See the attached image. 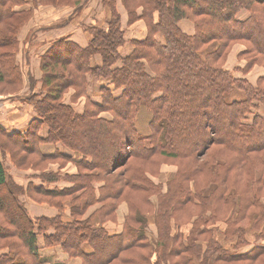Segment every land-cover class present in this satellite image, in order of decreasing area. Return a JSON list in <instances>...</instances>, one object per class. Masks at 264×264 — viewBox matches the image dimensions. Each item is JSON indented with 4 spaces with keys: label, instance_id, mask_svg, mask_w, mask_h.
<instances>
[{
    "label": "trees",
    "instance_id": "16d2710c",
    "mask_svg": "<svg viewBox=\"0 0 264 264\" xmlns=\"http://www.w3.org/2000/svg\"><path fill=\"white\" fill-rule=\"evenodd\" d=\"M25 2L0 0V91L9 92L6 99L22 98L18 37L33 11L14 8ZM88 2L34 4L80 12ZM120 2L129 23L144 21L146 38L134 40L131 53L122 55L126 40L117 0H102L106 15L99 12L95 23L85 25L86 47L65 36L42 55L41 87L32 92L30 78L26 98L35 111L27 130L9 134L0 127V151L17 169L40 171L47 184L62 178L73 184L62 190L29 185L26 192L0 159V264H43L41 234L45 245L61 246L80 264H264V245L235 252L264 239V76L254 85L225 67L240 44L243 72L264 68V0ZM243 12L247 16L240 19ZM183 20L193 23V34L182 31ZM95 55L100 66L91 63ZM88 75L106 82L99 102L87 93ZM235 90L244 98L229 100ZM81 97L86 100L79 113L72 103ZM43 125L46 139L39 134ZM41 142L61 143L72 154L46 157L39 152ZM57 159L73 162L78 173L62 177L37 166ZM163 164L177 171L167 178ZM24 193L59 213L33 217ZM122 202L128 205L123 231L110 236L103 224L116 220ZM95 204L97 210L86 216ZM150 213L154 241L147 235ZM86 245L92 251L85 252Z\"/></svg>",
    "mask_w": 264,
    "mask_h": 264
},
{
    "label": "crops",
    "instance_id": "0c3cea01",
    "mask_svg": "<svg viewBox=\"0 0 264 264\" xmlns=\"http://www.w3.org/2000/svg\"><path fill=\"white\" fill-rule=\"evenodd\" d=\"M34 1L36 0H26L27 3L22 4L20 6H16L14 8L17 12L22 11H33V15L29 19V22L23 27L19 34V42H20V50L17 55V62L21 67L24 79V87L20 93L22 98H16L9 100L4 108H0V127L5 129L9 134H15L18 132H25L28 128L29 123L35 117V111L31 105L26 101L27 96L31 93L30 89V78L34 81V88L32 92H37L40 87V79L42 78V70H41V57L42 55L50 48L51 43L61 37L69 36V39L75 43H77L81 47H86L89 44V36L85 31V25H89L91 23H95L96 19H98V13L102 12L103 15H106L104 9L102 7V0H89V2L85 5L84 9L80 12H77L74 8L67 7V6H49V5H42L37 6L34 5ZM120 3V0H117V6ZM95 4V5H94ZM118 10V8H117ZM119 12V11H118ZM120 13V12H119ZM121 16V15H120ZM143 20H137L134 23L129 25V30L133 33H136L139 29H144L147 31L146 25ZM180 27L182 31L187 34L194 33V27L192 23L183 20L180 22ZM43 28L48 30V32L43 31ZM123 29V28H122ZM49 35L48 39L47 36ZM46 38V39H44ZM146 38L141 37L135 40H142ZM126 39V38H125ZM134 41V40H133ZM134 48V47H133ZM133 48H129L128 45L125 43L123 48L121 49V54L126 56L131 53ZM244 46L242 45H235L231 52L228 55L227 62L225 67L231 71L236 65H240V68H244L246 65L245 60H239L238 55L240 52L244 50ZM240 62V63H238ZM91 63L93 66H100L102 64V59L99 55H95L91 59ZM24 65V67H23ZM264 76V68L255 66L251 71L247 74V76H242L241 74L234 75L236 78H245L250 83L256 84L259 77ZM106 85V82L98 77L88 75V86H87V93L88 95L94 100L99 102L100 101V94L101 88ZM73 90H70L66 93L64 100L66 103L70 102V97L73 94ZM85 98L81 97L77 102L72 103L73 108L77 112H82L84 109ZM240 100V99H238ZM260 113L264 115V110L261 108ZM40 136L42 139L47 138L48 129L47 126L43 125L40 129ZM45 141V140H43ZM39 152L46 156L52 157L55 154H63L69 155L72 154L71 151L63 146L61 143H47L41 142L38 145ZM0 159L3 161L5 169L9 175H11L19 184L22 185L23 188L26 189L29 185L34 186L35 188L45 187L47 183L43 182L38 175L40 171H35L31 168L27 170H19L17 169L8 153L6 155H2L0 151ZM50 166H56V164H51ZM177 171L174 170L172 173L175 174ZM47 173L50 172V169L46 171ZM53 173H63V176L73 175L78 173V168L76 164L73 162H69L65 167H60V169L54 170ZM163 170H161V174L164 175ZM168 175V174H167ZM165 176V175H164ZM171 176V175H170ZM168 176V177H170ZM167 177V178H168ZM154 180V178H153ZM158 183V180L155 181ZM56 186L53 188H47L46 190L50 189H69L73 186V184L68 180V182L58 184L53 183ZM98 187V184H96ZM97 190V196H98ZM155 201V200H154ZM23 202L28 210V212L34 216H45V217H54L56 216L59 211L57 208L50 206L46 202H40L31 197L28 193H24ZM65 209L63 211V215L65 218H69L71 214V205L69 203L64 204ZM94 205L89 207L90 213L93 211ZM128 214V205L125 202H122L116 212V220L107 221L103 224V227L110 236H114L119 234L123 231V227L126 222V216ZM153 218V222L155 224V217L149 215V225L152 223L150 220ZM156 226V224H155ZM149 231V229H147ZM157 230V228H156ZM185 230V229H184ZM147 231V235L149 236ZM53 232L52 229L48 230L46 234H51ZM45 235L41 234L38 236V246L40 254L43 257L44 263L43 264H55L56 262L59 263H68V264H80L81 260L79 258L71 259L69 255L65 253L61 246H47L44 243ZM150 238V236H149ZM157 238V231L156 237H153L151 240H155ZM85 252H90L92 249L89 246H85L83 249ZM239 250V249H238ZM235 252L237 254H241V252ZM246 250L244 253H247ZM3 251L0 250V254ZM243 253V254H244Z\"/></svg>",
    "mask_w": 264,
    "mask_h": 264
},
{
    "label": "rangeland",
    "instance_id": "374dc122",
    "mask_svg": "<svg viewBox=\"0 0 264 264\" xmlns=\"http://www.w3.org/2000/svg\"><path fill=\"white\" fill-rule=\"evenodd\" d=\"M26 1V0H25ZM35 2V1H34ZM25 3H27V2H25ZM24 3V4H25ZM20 5H22V4H20ZM20 5H16V6H20ZM34 5H37V4H34ZM43 4H38L37 6H42ZM95 5V4H94ZM15 6V7H16ZM103 7V6H102ZM117 8H118V11L120 12V17H121V27L123 28L122 30L124 31V34H125V40H126V44L128 45V47L129 48H133L134 47V43H133V40H135V39H139V38H141V37H146L147 36V31H145L144 29H139L138 31H136V33H133L132 31H130L129 30V25L130 24H132V23H129L128 22V14H127V10L124 8V6L122 5V3L120 2L119 4H118V6H117ZM138 12L140 13L141 12V10L139 9L138 10ZM32 15H33V13H32ZM245 16H247L246 15V13L245 12H243L242 14H240L239 15V18L240 19H243ZM31 18V17H30ZM29 18V19H30ZM140 20H142V19H140ZM188 21V20H187ZM13 24H15L16 23V20L15 19H13L12 21H11ZM29 22V20L23 25V27L27 24ZM142 23H143V21H141ZM189 22H191V21H189ZM134 23V22H133ZM192 23V22H191ZM192 26L194 27V25H193V23H192ZM23 27L21 28V30L23 29ZM21 30H20V32H21ZM43 31H46V32H48L49 33V31L48 30H46V29H44L43 28ZM156 37H157V39H159L160 41H164V38L162 37V35L160 34V33H158L157 35H156ZM47 38L48 39H50L49 38V35L47 36ZM44 39H46V38H44ZM51 40V39H50ZM237 45H240V44H237ZM227 62V61H226ZM238 63H240V62H238ZM23 67H24V65H23ZM241 66L240 65H236L233 69H231V72L233 73V75H238V74H241L242 76H247V74L251 71H249V72H246V73H244L243 72V70H242V68H240ZM260 67V66H259ZM21 68V67H20ZM263 68V67H262ZM256 83V82H255ZM24 87V86H23ZM23 89V88H22ZM22 91V90H21ZM7 95H9V92H1L0 91V108H4L5 107V105H6V103L9 101V100H11V99H6V97H7ZM244 96H245V94L242 92V91H239V90H235V91H233L229 96H228V98H229V100H238V99H243L244 98ZM13 99H15V98H13ZM263 110H264V108H263ZM62 158V157H61ZM33 159H34V161L33 162H35V163H38V158H37V156H34L33 157ZM50 163H55L56 164V166H50L51 164ZM67 165V163L66 162H64L63 160H61V159H57L56 161H52V162H48V163H42V162H39V164L37 165V166H39L38 168H42L43 169V171L45 170H48V169H50V172H54V170H56V169H60V167H65ZM176 165H174V164H163L162 166H161V169H160V171L161 170H163L164 172H166V173H164V175H165V177H168V176H170V175H172V173L174 172V170H176ZM42 169H41V171H42ZM49 172V173H50ZM57 174H59L60 176H62V177H65V176H63V173H57ZM168 174V175H167ZM68 180L69 179H66V178H62V180H58L57 182H58V184H61V183H65V182H68ZM154 180L155 181H157L158 179L157 178H154ZM56 182V183H57ZM54 186H56L55 184H53V183H51V184H47V186H46V188H53ZM165 190H166V187H165ZM78 194L79 193H75L71 198H73V197H75V196H78ZM69 198V197H68ZM71 198L70 199H68L67 200V202H65V203H69L70 205H71V203H70V200H71ZM99 207V205L98 204H95L94 205V208L92 209V210H97V208ZM90 209H88L87 210V212L89 211ZM87 212H86V216H87ZM150 215H152V216H154L153 214H151L150 213ZM152 223L150 224V227L148 228L149 229V231H148V234H149V236H150V238L152 239L153 237H156V226H155V224H154V222H153V218H151V220H150ZM187 232V227L185 228V233ZM262 245H264V239L263 240H258V241H254V242H252V243H250L249 245H247V246H244V247H242V248H240L237 252L239 253V252H241V254H243L246 250H248L247 252H249V251H251L254 247H256V246H262ZM245 254V253H244Z\"/></svg>",
    "mask_w": 264,
    "mask_h": 264
}]
</instances>
